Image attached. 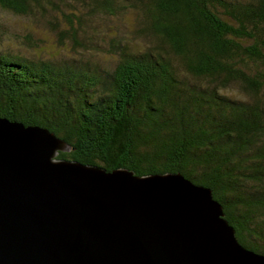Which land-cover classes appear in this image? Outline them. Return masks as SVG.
<instances>
[{
	"label": "trees",
	"instance_id": "1",
	"mask_svg": "<svg viewBox=\"0 0 264 264\" xmlns=\"http://www.w3.org/2000/svg\"><path fill=\"white\" fill-rule=\"evenodd\" d=\"M0 117L65 141L59 159L178 172L264 254V0H0Z\"/></svg>",
	"mask_w": 264,
	"mask_h": 264
},
{
	"label": "water",
	"instance_id": "2",
	"mask_svg": "<svg viewBox=\"0 0 264 264\" xmlns=\"http://www.w3.org/2000/svg\"><path fill=\"white\" fill-rule=\"evenodd\" d=\"M68 150L0 117V264H264L208 188L56 157Z\"/></svg>",
	"mask_w": 264,
	"mask_h": 264
},
{
	"label": "rangeland",
	"instance_id": "3",
	"mask_svg": "<svg viewBox=\"0 0 264 264\" xmlns=\"http://www.w3.org/2000/svg\"><path fill=\"white\" fill-rule=\"evenodd\" d=\"M10 22L12 24L21 25V26H25V27L26 26H28V27H30V26L34 27L35 32L38 33L41 38L45 39V42L44 43H46L48 41V39H49V35L47 33H45L44 31L41 30L42 29L40 27L41 25L33 26L31 24V22L28 21L27 18H22L21 16H19V17L14 16V18H11ZM106 23L107 24H105V26L111 27L110 28L111 32L114 30L115 26H118L120 29H122L124 31H127V30H129L131 28V25H132L131 12H129L126 15H123L121 17V19H117L115 21H113L111 19L110 20H106ZM136 42H138V43H136V45L139 46V48H143V45H145V43H143L142 40H139V41L136 40ZM17 51H19V52H21L23 54H25V53L26 54H30V52H32V51H27L26 52V51H24L22 49H17ZM100 56L102 57L103 62L105 63L104 65L110 64V63L114 62V56L112 54H110V53L108 54V53L105 52V53L101 54ZM101 57H98V58H101ZM101 64H103V63H101Z\"/></svg>",
	"mask_w": 264,
	"mask_h": 264
}]
</instances>
